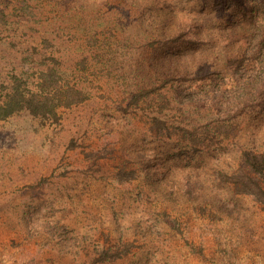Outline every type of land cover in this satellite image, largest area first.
Here are the masks:
<instances>
[{
  "label": "rangeland",
  "instance_id": "rangeland-1",
  "mask_svg": "<svg viewBox=\"0 0 264 264\" xmlns=\"http://www.w3.org/2000/svg\"><path fill=\"white\" fill-rule=\"evenodd\" d=\"M27 5L32 16L24 0H0V104L16 81L44 100L38 84L50 67L62 75L60 88L85 97L58 107L56 117L24 109L0 119V264H264V206L219 176L238 170L243 148L264 151V107L251 104L242 117L222 119L174 101L181 109L168 121L199 136L188 141L175 130L172 138L157 137L149 130L155 109L143 104L146 115L128 108L124 80L130 78V93L147 89L153 99L173 98L180 87L206 92L201 79L185 80L187 65L225 70L240 43L230 37L249 44L255 32L264 45V0ZM255 16L261 19L251 25ZM220 32L227 54L214 39ZM190 39L198 40L191 50ZM145 164L150 174L158 170L159 186L147 183ZM120 168L140 177L120 182ZM181 176L189 194L178 192ZM108 247L126 253L95 261Z\"/></svg>",
  "mask_w": 264,
  "mask_h": 264
},
{
  "label": "trees",
  "instance_id": "trees-1",
  "mask_svg": "<svg viewBox=\"0 0 264 264\" xmlns=\"http://www.w3.org/2000/svg\"><path fill=\"white\" fill-rule=\"evenodd\" d=\"M75 0H62L68 7H73ZM131 1V0H127ZM83 5V3L81 2ZM83 7V6H81ZM23 9H28L27 0H24ZM28 15H33V10L27 12ZM261 17L255 16L251 17L250 24L253 25L256 20H260ZM263 19V18H262ZM140 24V23H139ZM141 25V24H140ZM239 29V28H238ZM220 32L217 34L216 39L221 48L225 50L227 54L228 49L230 48L229 42L227 39H222ZM253 32L250 35L249 44L244 42L238 37H230L229 41H239L238 50L231 49L232 55L226 57L227 63L225 70L222 71H212L210 68H207L208 64L206 62H191L187 65V67H191L192 70L189 73L187 69V73L185 76V80H192L194 82L195 79H198L202 82H199L202 85V88L208 89L206 92L203 89L198 93L192 92L193 94H202L203 98L194 99L191 93H185V89H175V94L173 98H167V96L163 94H157V98L151 97V92L147 89H142L139 92L130 93V88H132V84L130 85L128 82L130 78L124 79L125 83V94H129L130 98L128 101V108L132 107L135 110H142L143 113L146 114L147 107H143L148 105V107H153L156 111V114L152 116L150 120L149 130L154 133L157 137L161 136H169L173 137L174 131H180V133L176 135L184 136L188 135L190 139L188 141H192L191 138H197L199 133H197L196 129H189L187 125H176L174 122H169V117L171 119L173 115L177 116L179 113L178 105H175V102L181 104L180 106H191L194 107L198 111V108H208L215 112V115L218 117H222V119H236L245 115V110L249 107V105H255L254 109H261L264 107V45L260 46V37L255 35ZM185 33H181L178 36H175L174 41L178 42L181 40V37L185 36ZM216 35V34H215ZM223 35V34H222ZM255 36V37H254ZM210 34L206 39L210 40ZM202 40H206L205 38H201ZM198 40L190 39L188 44V48L191 50L193 45L196 44ZM167 42V41H166ZM201 43H204L201 41ZM192 44V45H191ZM232 45V44H231ZM247 50V51H245ZM179 57H183L186 53L185 51H178ZM187 57V54L185 55ZM186 61H189L186 60ZM182 66L179 68V73H182L183 69L186 67ZM176 71V70H175ZM245 72L250 73L249 76ZM178 73V74H179ZM224 73V74H223ZM216 75L223 74L222 80L215 77ZM184 74H181L182 77ZM173 76L175 77V72H173ZM41 82H39V88L41 91H44L48 96L44 97V100H38V96L34 93H30L27 96L26 90L24 91L20 83L16 81L14 86L12 87V92L7 94L6 100L0 104V119L8 117L9 115L22 110H28L33 115H48L51 114L56 117V111L58 107L65 106L71 107L74 104H79L83 102L84 95L81 91L77 90L74 87L66 86L60 88V80L62 79V75H60L59 71L56 68L50 67L47 71L41 73ZM171 82V80H169ZM196 81V80H195ZM131 82V81H130ZM181 86V85H180ZM235 90L237 91V99L234 98ZM214 93V97L210 98L209 92ZM149 92V93H148ZM156 93V92H155ZM206 94V95H205ZM229 95L227 99L225 96ZM255 101V104L253 103ZM177 104V103H176ZM258 104V105H256ZM228 105V108L226 107ZM181 109V108H180ZM174 110V111H173ZM149 115V114H146ZM207 133V134H206ZM211 132H205V137ZM204 134V132H203ZM251 143V142H250ZM240 167L238 170L228 173L225 170L219 171V176L228 183L234 184L235 189L238 194L251 195L254 199L264 206V151H258V147L254 146L250 149L243 148L240 154ZM142 163L144 159L140 160ZM147 164L144 165V171L146 172V180L150 185L159 186L162 183V179L156 177L158 174V170H154V173H149V169L146 167ZM166 167V166H165ZM163 167L161 170L165 171ZM169 168V167H168ZM143 169V167H142ZM140 172L137 169L127 170L125 168H120L116 173V177L120 182H131L140 177ZM183 188H178V192L181 194L188 193L191 190L188 184V179L186 176H181ZM186 185V187H185ZM194 187V186H193ZM126 252L115 251L112 252V248L108 247L102 250L98 258L95 259L97 262H105L107 260H117L124 256Z\"/></svg>",
  "mask_w": 264,
  "mask_h": 264
}]
</instances>
